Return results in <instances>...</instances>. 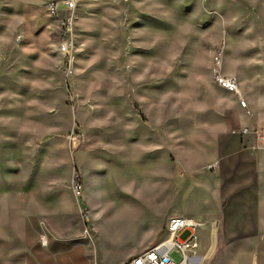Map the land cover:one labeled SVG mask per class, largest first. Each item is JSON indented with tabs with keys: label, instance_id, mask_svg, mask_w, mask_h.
I'll use <instances>...</instances> for the list:
<instances>
[{
	"label": "rangeland",
	"instance_id": "1",
	"mask_svg": "<svg viewBox=\"0 0 264 264\" xmlns=\"http://www.w3.org/2000/svg\"><path fill=\"white\" fill-rule=\"evenodd\" d=\"M228 1L77 0L74 47L66 55L59 50L64 9L55 18L44 11L47 0H0V153L17 161L22 190L32 169L49 171L51 188L74 191V179L82 182L84 198L74 192L82 212L66 210L74 236L54 264H121L166 238L170 215L201 209L169 188L175 172L179 196L193 187L186 149L202 135L203 111L237 104L215 83L202 53L200 41L213 36L207 25L222 21L235 30L243 64L223 68L243 90L253 84L250 62H264V0ZM9 210L0 207V264H20L25 252L20 233H10ZM26 212L17 206L18 217ZM211 226L215 238L202 264H258L257 257L234 256L219 220Z\"/></svg>",
	"mask_w": 264,
	"mask_h": 264
},
{
	"label": "crops",
	"instance_id": "2",
	"mask_svg": "<svg viewBox=\"0 0 264 264\" xmlns=\"http://www.w3.org/2000/svg\"><path fill=\"white\" fill-rule=\"evenodd\" d=\"M217 1L219 5L232 2ZM206 28L207 34H213L207 42L200 41L207 64L212 68L215 50L222 49L224 65L233 62L235 66H241L242 56L235 42V30L226 27L222 21L216 25H207ZM191 41L186 43L187 49L190 48ZM191 47H194V42ZM250 63L256 66L251 69L249 76L253 84L250 89L243 90L240 83V88L248 101L252 116L244 113L238 100L237 104L208 106L209 110L203 111L204 115L201 117L202 135L191 140V150L186 149L192 153L188 168L193 178V187L188 192H180L179 196L175 172L169 188L175 199L186 196L201 208L194 212H176L169 218L180 214L203 218L206 225L200 229L210 230L208 237L204 233L203 238L199 237L197 255L200 259L196 264L203 263L208 255L209 242L215 238V234L212 235L213 226L210 227L213 218L224 226V238L232 242L230 246L235 252L234 256L257 257L258 264H261V258L264 257V146L253 135H241L239 132L241 127L253 124L264 126V70L257 67L264 65V62L255 59ZM222 70L225 74L231 73L225 66ZM233 71L241 72V69L234 68ZM176 145L177 142L171 139L170 150L173 151ZM16 167V160L7 161L0 153V207L10 209L8 222L15 226L10 233L18 235L19 232L22 238L21 245L25 253L20 264H54L53 256L66 250V241L74 236L73 224L67 222L65 217H68L67 209L72 215L77 214L78 209L82 212L78 198L68 185L51 188L46 178L49 171L45 169H32L26 175L22 190L17 183ZM166 174L167 171L161 170V175ZM37 177H41V180L34 179ZM206 181L208 186L204 185ZM89 192L92 193L91 190ZM18 205L26 207L28 212L24 217H18ZM84 232H89V229L85 227ZM57 233L62 234V238ZM41 236L45 237L44 241ZM1 239L0 235V241L3 240ZM251 262L254 261H250V264Z\"/></svg>",
	"mask_w": 264,
	"mask_h": 264
},
{
	"label": "built area",
	"instance_id": "3",
	"mask_svg": "<svg viewBox=\"0 0 264 264\" xmlns=\"http://www.w3.org/2000/svg\"><path fill=\"white\" fill-rule=\"evenodd\" d=\"M77 8V0H47L44 6V11L50 17L59 18L60 11L62 9L66 11L67 16L64 19L60 18L65 32L59 46L60 52L66 55L71 54L74 47ZM222 68V53L217 51L213 56L212 66L215 83L227 92L233 93L244 113L249 117L252 116L248 101L241 91L239 78L234 74H225ZM239 132L241 135H253L264 146V126L253 124L252 126L241 127ZM73 186L74 192L82 200L84 198L82 182L79 179H74ZM205 225L206 220L203 218L173 215L169 218L166 226L167 237L139 255L130 258L124 264H195L199 257L197 255V249L200 245L198 231ZM184 229L192 231L186 240L177 237V233Z\"/></svg>",
	"mask_w": 264,
	"mask_h": 264
},
{
	"label": "bare ground",
	"instance_id": "4",
	"mask_svg": "<svg viewBox=\"0 0 264 264\" xmlns=\"http://www.w3.org/2000/svg\"><path fill=\"white\" fill-rule=\"evenodd\" d=\"M199 259H200V258H197V261H198ZM195 260H196V259H195ZM197 261H196V263H197ZM196 263H195V264H196Z\"/></svg>",
	"mask_w": 264,
	"mask_h": 264
}]
</instances>
